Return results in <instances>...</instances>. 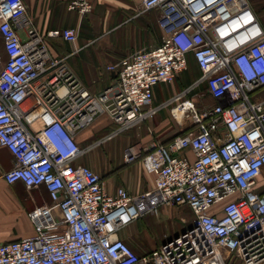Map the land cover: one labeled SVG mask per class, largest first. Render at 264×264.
<instances>
[{"label": "built area", "instance_id": "obj_1", "mask_svg": "<svg viewBox=\"0 0 264 264\" xmlns=\"http://www.w3.org/2000/svg\"><path fill=\"white\" fill-rule=\"evenodd\" d=\"M160 12L162 40L107 67L113 81L93 94L68 57L47 39H78L76 29L41 32L23 0H0V148L15 159L7 183L44 186L49 203L29 216L35 233L0 245V264H264V27L238 0H139ZM81 17L91 0H70ZM192 56L193 84L154 108V89L173 84ZM212 101L199 108L191 91ZM190 121L185 134L124 152L155 176L140 194L107 192L102 175L78 161L118 132L139 129L161 109ZM118 126L82 146L98 118ZM38 125V126H36ZM186 207L191 225L139 254L122 233L162 209Z\"/></svg>", "mask_w": 264, "mask_h": 264}, {"label": "crops", "instance_id": "obj_2", "mask_svg": "<svg viewBox=\"0 0 264 264\" xmlns=\"http://www.w3.org/2000/svg\"><path fill=\"white\" fill-rule=\"evenodd\" d=\"M23 1L36 27L41 32L70 28L78 31V39L74 44H70L62 38L47 40L53 55L68 57L70 65L93 94L101 92L115 78V72L108 71L107 66L118 63L135 50L156 47L160 43V34L157 35V16L155 15L158 10L143 11L139 0H91L93 11L83 17L68 9L70 0ZM238 3L250 4L264 27V0H238ZM147 31L150 32V39H146ZM5 60L6 54L0 36V69ZM184 73L173 84L155 86L152 105L154 108L157 109L172 98L173 96H168L171 91L174 92L173 95H176L193 84L191 81L188 83V80L186 82V77L183 80ZM178 89L180 90L177 91ZM202 89L205 87L201 86L191 91L190 96L197 99V94ZM167 111L166 108L161 109L139 129H128L114 135L111 139L121 135L127 137L123 139L112 157L109 158L106 154L102 157L103 164L101 166L97 165V158L88 157L94 150L79 160L84 161L88 158L85 161L86 164L83 165L90 166L103 176L109 194L115 195L120 187L126 188L133 195L153 188L155 176L146 170L140 160L126 164L124 152L132 145H147L151 141L157 140V135L162 130L172 133L174 125L168 118ZM104 129L107 130L103 131ZM117 129L118 126L111 123L108 117L102 116L80 135L78 141L82 146H85ZM14 165L15 159L12 154L8 149L1 147L0 245L34 235L35 229L29 214L37 207L50 201L48 191L44 186L28 189L20 181L13 184L7 183L4 174ZM182 209H187V213L190 215V219L187 220V227H189L193 214L186 207ZM131 230L129 226L122 233V238L134 247Z\"/></svg>", "mask_w": 264, "mask_h": 264}, {"label": "rangeland", "instance_id": "obj_3", "mask_svg": "<svg viewBox=\"0 0 264 264\" xmlns=\"http://www.w3.org/2000/svg\"><path fill=\"white\" fill-rule=\"evenodd\" d=\"M149 15V13H147ZM155 15L157 16V35L160 34V42L162 40V32L159 27V17L160 12H155ZM150 32L147 31L146 33V39H150ZM153 33V32H152ZM105 43V42H104ZM140 50V49H138ZM135 50L128 55L138 51ZM127 55V56H128ZM108 67V66H107ZM76 72V71H75ZM77 73V72H76ZM78 75V74H77ZM79 76V75H78ZM197 76V77H196ZM201 76V72L198 69L195 62L192 61V63L188 67V71H186L182 78L186 77L185 80L188 83L189 81L194 82L196 79H198ZM80 78V77H79ZM187 83V84H188ZM176 85V84H175ZM178 89L177 91H179ZM175 91V92H177ZM174 92L171 91L170 95L168 96H174ZM197 101L199 108H203L204 106H208L212 104V101L210 100L208 94L206 93L205 89H202L197 94ZM167 116L170 118L171 123H173V132L169 133L164 130L159 132V135H157V141L167 142L169 139L174 137L175 135H178L182 132H184L190 124V121L187 118L178 120L174 119L170 111H167ZM107 129H104L103 131H106ZM139 133V132H138ZM127 136L121 135L117 136L111 140H109L107 143L102 145V147H97L92 151V153L88 156L90 158H97V165L101 166L103 164V158L104 156H108L109 158L114 155L115 151L117 150L118 146L123 142V139H125ZM98 154V156H97ZM106 154V155H105ZM78 161L79 164H86L85 161ZM101 161V162H99ZM101 163V164H100ZM96 164V163H95ZM99 168V167H98ZM185 218V220H183ZM190 219V215L187 213V209H182L180 207H173L168 209H162L160 214L157 216H145L136 222H134L131 227V231L133 233V242L134 247L137 253L143 254L146 252H149L153 249L158 248L166 239L173 237L176 234H180L184 231V229L187 227V220ZM132 246V245H131ZM133 247V246H132ZM133 247V248H134ZM231 264V263H230ZM234 264L236 261H234Z\"/></svg>", "mask_w": 264, "mask_h": 264}, {"label": "trees", "instance_id": "obj_4", "mask_svg": "<svg viewBox=\"0 0 264 264\" xmlns=\"http://www.w3.org/2000/svg\"><path fill=\"white\" fill-rule=\"evenodd\" d=\"M188 61H189V65L192 63V61L193 62H195V60H194V58L192 57V56H189V59H188ZM195 64H196V62H195ZM197 65V64H196ZM198 67V66H197ZM188 71V70H187ZM197 77V76H196ZM188 130L186 129L184 132H182V133H180V134H185L186 132H187ZM173 138V137H172ZM171 138V139H172ZM171 139H169L168 141H170Z\"/></svg>", "mask_w": 264, "mask_h": 264}]
</instances>
